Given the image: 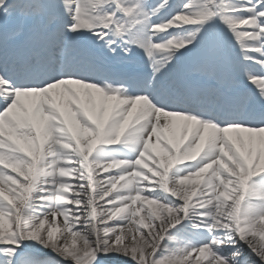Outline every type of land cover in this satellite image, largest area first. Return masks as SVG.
I'll return each mask as SVG.
<instances>
[{
    "label": "snow or ice",
    "instance_id": "1",
    "mask_svg": "<svg viewBox=\"0 0 264 264\" xmlns=\"http://www.w3.org/2000/svg\"><path fill=\"white\" fill-rule=\"evenodd\" d=\"M0 264H264V0H0Z\"/></svg>",
    "mask_w": 264,
    "mask_h": 264
}]
</instances>
